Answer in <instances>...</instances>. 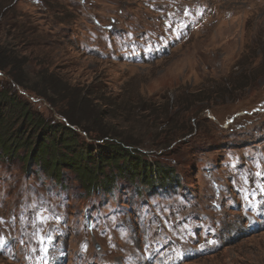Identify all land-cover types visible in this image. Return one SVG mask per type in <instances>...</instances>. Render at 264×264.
<instances>
[{
	"label": "rangeland",
	"instance_id": "obj_1",
	"mask_svg": "<svg viewBox=\"0 0 264 264\" xmlns=\"http://www.w3.org/2000/svg\"><path fill=\"white\" fill-rule=\"evenodd\" d=\"M0 43L25 58L28 86L44 72L91 92L142 159L171 170L146 184L106 167L108 189L85 191L69 170L27 166L23 148L0 151V264H264V0H0ZM0 89L68 125L57 110L72 90L53 105L5 71ZM3 114L6 132L37 137Z\"/></svg>",
	"mask_w": 264,
	"mask_h": 264
},
{
	"label": "trees",
	"instance_id": "obj_2",
	"mask_svg": "<svg viewBox=\"0 0 264 264\" xmlns=\"http://www.w3.org/2000/svg\"><path fill=\"white\" fill-rule=\"evenodd\" d=\"M14 27H23L18 21L14 22ZM0 43V71L8 74L13 83L19 87L29 89L48 102L55 104L51 96H60L66 89L72 90L71 96L67 98V107L57 110L64 116L68 125L40 124V120L28 110L27 106L16 100L14 94H9L7 90L0 89V151L1 155H14L18 148L25 149L22 161L28 166L33 163L38 166L46 175L54 180H60L62 169L69 170L81 183L85 191H90L96 186L108 189L111 179L105 174L107 167L114 169L119 175H127L130 179L140 177L142 182L148 184L152 181L153 175L159 176L161 181L170 180L171 170L158 168L142 159L137 148H133L132 142L114 131V126L108 124L104 119L105 112L98 108L97 102L91 99V92L81 93L78 89L65 88L61 90L52 78V73H40L36 84L42 87L28 86L30 81L25 70V58L20 56L13 48H9ZM40 89H44L40 91ZM40 91V92H39ZM9 92H11L9 90ZM57 102V100H56ZM11 106L19 111L21 119L29 124L34 133V129L41 126L37 137L34 135H21L23 131L14 134L6 132L5 114L3 109ZM87 105L89 111L84 116L75 107ZM42 122V121H41ZM43 127V128H42ZM36 132V131H35ZM90 140L105 141L102 144H88L85 139H80V133ZM116 136V137H113ZM36 137L35 140L33 138ZM120 137V139H116ZM102 175L104 181H96Z\"/></svg>",
	"mask_w": 264,
	"mask_h": 264
},
{
	"label": "snow or ice",
	"instance_id": "obj_3",
	"mask_svg": "<svg viewBox=\"0 0 264 264\" xmlns=\"http://www.w3.org/2000/svg\"><path fill=\"white\" fill-rule=\"evenodd\" d=\"M259 175V173H257Z\"/></svg>",
	"mask_w": 264,
	"mask_h": 264
}]
</instances>
